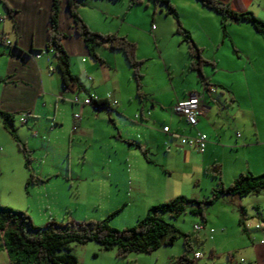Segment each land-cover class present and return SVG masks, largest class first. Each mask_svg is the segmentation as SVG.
<instances>
[{
    "label": "rangeland",
    "instance_id": "rangeland-1",
    "mask_svg": "<svg viewBox=\"0 0 264 264\" xmlns=\"http://www.w3.org/2000/svg\"><path fill=\"white\" fill-rule=\"evenodd\" d=\"M110 1H112L110 4L113 3L111 4L112 9L108 11L105 19L101 20L107 23L104 22L103 25L100 23V26L113 27L114 29L118 27L119 35L128 34L129 38L133 39L136 44V57L142 58L139 67L142 84L144 82L156 84L157 82L166 92L169 84H173L179 90L194 84L197 85L198 78H200L199 72L184 65L183 55L178 48V42H176L180 36L167 34L162 41L152 36L154 27L161 25L160 23L163 21L175 22L173 14L166 13L167 7L164 2L142 0L141 4L129 6V0ZM170 3L176 8L183 26L189 27L184 26L191 32L195 43L196 40H199L202 46H205L204 56H212L214 47L207 46L208 44L212 46L215 42V51L218 47V54L224 51L225 55L220 57L223 64L228 61L237 66L242 59L238 60L236 57V46H238V52H242L240 45L244 49L246 47L254 50L259 49L261 34L249 22L226 19L225 30H223L220 15L213 9L203 6L198 0H170ZM192 3H195L196 6ZM227 3L236 11H250L264 21V0H227ZM119 13V17H116ZM0 16L3 17V20L0 21V31L5 32L12 41L9 32H7L11 17L1 1ZM152 26H154L153 29ZM207 33L211 41L207 38ZM182 46L184 48L186 45L182 43ZM162 47L164 48V57L173 68L169 76H164L159 72V65L153 58L154 53L161 50ZM183 51L186 52L185 49ZM1 63L0 59L2 66ZM215 64H203L202 73L205 77L242 78V72L226 73L217 70V67H214ZM235 84L233 87L238 90L237 84L240 85L241 80H235ZM60 109L59 116L63 121L58 123V127L53 133L45 135L49 141L46 150L33 153L29 151L31 159L28 163L38 172L45 170L52 175L44 177L42 182L37 180L29 184L27 188H24L23 185L24 191L22 188H18L21 193H18L16 199L10 200L6 196L12 195L6 192V171H12L16 153L19 154V157H23L24 161L25 157L10 133L11 142L0 138V154L5 150H10L7 158L0 156V204L27 212L35 225H43L52 217L58 222L67 220L75 222L100 221L116 211L109 218L110 224L117 229L130 227L137 219L146 214L151 206V203L146 206L149 200L159 199V197L155 199V197L151 198L148 194V196L146 195L147 186H140L136 183H133L132 186V182L129 181L130 166L138 168L142 160L148 163L152 169L150 175L146 174V179L149 178L158 188L157 191L165 193L167 196L166 200L163 199L152 205L168 201L179 195L204 201L217 188L218 178L214 173L219 176L225 186L228 185V169L231 165L237 164L240 168L246 167L256 151L254 148L227 151L223 156L224 177L220 170L221 161L215 165L218 171L212 170L215 167H211V165L203 169V173L196 171L195 174H192L190 169H184L186 164L182 168L180 160L173 161L170 155H165L164 151L157 153L155 149L148 150L149 157H146L138 145V139L135 142L129 141L125 137L126 131L123 129L120 134L118 127L111 126L112 124L96 127L94 136H90L92 131L84 137H77L74 132L70 141L68 132H70L72 124L69 103L61 104ZM20 114H13L15 127H18V130H23L26 135L35 137L33 135L35 134L36 138H41L43 135L41 129L35 128L34 130L30 119L28 123L20 124L18 121ZM262 114L264 115V109H262ZM247 119L248 131H253L252 120L249 117ZM119 124L122 125V122L119 121ZM46 137L45 139H47ZM19 138L26 146L23 137ZM11 147H14L13 155ZM128 147L133 148L131 151H127ZM122 162L126 165L128 172L122 169ZM23 167L24 174L29 175L28 169L24 165ZM246 172L260 175L263 171L247 170L241 173ZM137 174H139L138 177L144 175L140 172ZM203 207L205 220L199 215L190 213L187 208L177 218L165 216V219L174 224L182 233L188 234L192 248L189 256L192 257L195 251L201 253V257L196 259L193 264H264V243H261L264 242V231L254 230L257 223L264 226V189L242 197L222 195L211 202H206ZM195 224H202L205 228L195 230ZM210 228L214 229L213 233L209 232ZM261 238H263L262 241ZM182 243L183 236L181 235L170 245H161L151 252H130L122 258L116 256L115 247L103 249L96 241H88L84 244L70 242L68 247L83 264H172L174 257L183 252ZM23 263L36 264L33 259H25ZM0 264H14L9 259L1 239Z\"/></svg>",
    "mask_w": 264,
    "mask_h": 264
},
{
    "label": "crops",
    "instance_id": "crops-1",
    "mask_svg": "<svg viewBox=\"0 0 264 264\" xmlns=\"http://www.w3.org/2000/svg\"><path fill=\"white\" fill-rule=\"evenodd\" d=\"M4 1L15 10L10 16L11 21L7 32H9L13 44L20 50H12L13 47L9 48L0 43V59L2 62V66L0 65V109L11 114L28 113L29 116L25 123H21L18 117L20 124H26L30 119L34 130L35 128L41 129L43 135L39 138L41 141H38L39 139L36 138L35 134H33L35 137L26 135L23 130H18V127H16L17 136L23 137L26 147L32 153L46 150L49 141L45 135L53 133L58 127V123L63 121L59 116L60 107L61 104L69 103L71 124L73 123V113L78 112L81 115L76 130L73 131L70 128V132H68L70 141L74 132L75 136L84 137L92 131L93 133L90 136H94L96 127L112 124L111 126L118 127L120 134L124 129L126 131L125 137L129 141L135 142L138 139V144L147 151L146 157H149L148 150L155 149L157 153L164 151L165 155H170L173 161L180 160L182 168L186 164L184 169H190L192 174H195L196 171L200 173L211 165V167H215L212 170L218 171L215 165L218 161H221L220 170L222 177H224V154L230 150L234 151L236 149L239 151L246 148L256 150L254 151L255 155H252L249 160V164L252 166L247 164L246 167L240 168L237 164L231 165L228 169V183H231L238 173L247 170L260 172L264 170V115L262 114V109H264V39L262 35H260L261 37L250 35L253 37L259 36L261 44H259L258 50L249 49L248 47L244 49L240 45L242 52H238V46H236V57L238 60L242 59L237 66L228 61L223 64L220 57L225 55L224 51L218 54L219 47L215 51V42L212 46H210L211 44L207 46L214 47L212 56H204L205 46H202L199 40H196V44L201 49V55L212 62L213 65L216 63L214 67H217V70L226 73L240 71L242 72V78H215V76L210 78L204 76L209 85L215 88V91L209 92L206 89L202 102L205 105V111L198 117L197 124L191 127L182 116L173 112L172 105L176 100L185 98L192 91L202 92L205 88L199 78V84L181 90L173 84H169L167 92L157 82L156 84H146L145 82L142 84L140 81L139 91L142 95L139 96L137 94V83L124 53L121 50L112 49L101 44L96 47V52L102 60L91 57L84 41L75 31L68 12L67 0H58L60 6L59 27L64 33L62 44L69 56L71 73L77 77L79 85L85 88L83 92H80V97L96 94L100 100L99 102L105 100L109 103L112 100L117 101L109 108L100 107L98 110L92 105L72 103L70 99L75 91L63 90L59 72L56 69L49 70L51 65L54 67L53 55L51 51L45 50L52 0ZM222 1L227 2V0ZM78 2L77 12L91 30L99 33L118 34V27L114 29L113 27L100 26V23L103 25L106 22L101 20L105 19L108 11H111V4L113 3L110 4V2L112 1L78 0ZM119 15L120 13L116 17H119ZM160 24L154 27V34L152 35L154 38L162 41L167 34L177 35L174 31L175 22L163 21ZM185 27L189 28L188 26ZM122 36L133 41L128 34H122ZM207 38L211 41L208 33ZM176 42H178V48L183 55L184 65H188L187 47L183 48L182 46V43L185 44V42H183L181 36L176 39ZM184 49L186 52L183 51ZM153 58L158 63L159 72L162 75H171L170 71H173V68L171 63L164 57L163 47L154 53ZM136 59L140 60L142 58L136 57ZM229 63L230 66H228ZM235 80H241V84H237V87L239 86L238 90L233 87V85H236ZM206 95L208 96L206 97ZM100 111H103V113H100ZM248 117L252 120L254 132L248 131ZM119 121L122 122V125L119 124ZM163 125H168L171 130L186 134H193L197 129L205 132L208 136L205 149L198 151L195 147L181 145L161 130ZM9 135V132L3 127L0 117V138L11 142L13 137L11 139ZM13 141L15 140L13 139ZM132 148L128 147L127 151H131ZM9 152L10 150L2 152L0 154L1 158H7ZM11 152L13 155L14 147H11ZM14 162L12 171H6V192L13 195H6L10 200L16 199L18 193H21L18 188H22V191H24L23 185L24 188H27L25 183L28 174H24L23 157H19V154L16 153ZM244 163L246 162L244 161ZM122 169L128 172L123 162ZM129 169V181L132 182V186L133 183L147 186L146 195L148 194L151 198L155 197V199L159 197L158 200H147L146 206L167 199L165 193L157 191L158 188L155 184L149 178L146 179V174L150 175L149 173L152 171L148 163L141 160L138 168L130 166ZM32 170V173L41 179L52 175V173L45 170H39L38 172L33 166ZM138 172L144 175L138 177ZM262 239L260 240L262 241Z\"/></svg>",
    "mask_w": 264,
    "mask_h": 264
},
{
    "label": "trees",
    "instance_id": "trees-1",
    "mask_svg": "<svg viewBox=\"0 0 264 264\" xmlns=\"http://www.w3.org/2000/svg\"><path fill=\"white\" fill-rule=\"evenodd\" d=\"M0 1L3 3L8 15L12 16V12H15V10L9 7L6 1ZM161 1L167 7L166 13H171L175 17V32L181 36L187 47L189 56L188 67L199 72V80L202 81L204 90L208 89L210 85L202 73V66L210 63L213 65V63L202 57L201 49L195 43L190 31L181 23L178 12L170 3V0ZM198 1L220 15L223 30H225L226 19L236 22L246 21L264 38V21L252 12L247 10L236 11L222 0ZM141 3L142 0H129V6ZM78 5V0H67L68 12L73 21L75 31L84 41L89 55L94 59L102 60L96 52V47L101 44L112 49L121 50L132 69L137 83V94L141 96L139 89L142 74L139 67L142 61L136 59L135 42L117 33H99L91 30L78 14ZM59 13L58 0H52L45 50L51 51L53 55L54 69L60 74L62 88L72 91L85 90L83 86L79 85L77 77L71 73L69 56L62 44L64 33L59 27ZM6 46L9 48L13 47V50H20L13 43L11 46ZM92 106H96L95 109L98 110L100 107H105L106 103L105 101L101 103L93 102ZM0 117L3 127L12 135L25 157L24 166L29 171L25 186L37 180L42 181L41 178L35 176L31 171V166L28 163L31 159L29 156L30 152L16 134L14 115L0 109ZM139 147L143 154L146 155V150L141 145ZM214 175L218 178L217 188L212 191V195L207 200L202 201L182 195L176 196L168 201L151 205L143 217L137 219L132 226L123 229L114 228L109 222V218L116 211L100 221L75 222L67 220L66 222H58L52 217L43 225H35L27 212L0 204V239L3 241L9 259L14 264H24L23 261L25 259H33L36 264H83L69 249L68 244L70 242L84 244L88 241H96L103 249H113L115 247L116 256L122 258L130 252H151L161 245H170L182 235L183 252L179 256L174 257L171 263L193 264L198 258L194 256L196 251L192 257L189 256L192 248L188 240V234L182 233L174 224L168 222L165 216L173 219L177 218L187 208L190 213L199 215L205 220L203 206L206 202H211L222 195L242 197L258 193L264 189V170L260 175H254L250 172L240 173L226 186L216 173Z\"/></svg>",
    "mask_w": 264,
    "mask_h": 264
},
{
    "label": "built area",
    "instance_id": "built-area-1",
    "mask_svg": "<svg viewBox=\"0 0 264 264\" xmlns=\"http://www.w3.org/2000/svg\"><path fill=\"white\" fill-rule=\"evenodd\" d=\"M2 20H3V17L0 16V21H2ZM153 27L154 26H152V28ZM0 42L4 43L6 45H9V46L12 45V41L7 37L6 33L3 31H0ZM53 69H54V67L51 65L49 67V70L52 71ZM63 90H65V89H63ZM207 90L209 92H214L215 88L210 86V87H208ZM81 91L83 92L84 89H82V90L80 89L78 91L73 92V95L70 99V101L72 103L81 104V105H92L93 102L101 103V102H99L100 100L96 94H88V95H84V97H80ZM205 91L206 90H204V89L202 92L192 91L185 98L176 100L172 105L173 112L182 116L185 119L186 123L191 127H193L197 124L198 117L201 114H203L205 111V105L202 103L203 102V95H204ZM105 103H106L105 107L109 108L110 105L116 104L117 101L112 100V102L109 103V101L105 100ZM93 107L95 108L96 106H93ZM27 119H28V113H23L19 117V121L21 123L26 122ZM80 119H81L80 113H78V112L73 113V123H72V127H71V129L73 131L76 130V128L78 126V122ZM161 130L164 133L169 134L174 140L178 141L183 146L195 147L199 151H203L207 145V141H208L207 134L205 132L198 130V129L193 134H186V133H182V132H179L176 130H171L168 125H163L161 127ZM204 228L205 227L202 224H195L194 225L195 230H201ZM255 229H259V230L264 231V226L257 223L255 225ZM209 232L213 233L214 229L210 228ZM194 256L196 258H199V257H201V253L196 251L194 253ZM242 262H243V260H242Z\"/></svg>",
    "mask_w": 264,
    "mask_h": 264
}]
</instances>
